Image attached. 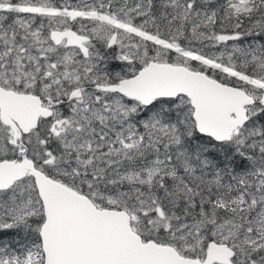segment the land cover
I'll return each instance as SVG.
<instances>
[{
  "label": "snow or ice",
  "instance_id": "6c2138e0",
  "mask_svg": "<svg viewBox=\"0 0 264 264\" xmlns=\"http://www.w3.org/2000/svg\"><path fill=\"white\" fill-rule=\"evenodd\" d=\"M0 264H264V0H0Z\"/></svg>",
  "mask_w": 264,
  "mask_h": 264
}]
</instances>
